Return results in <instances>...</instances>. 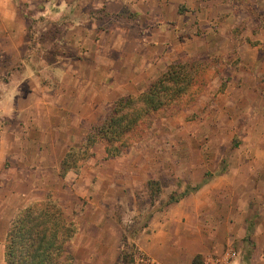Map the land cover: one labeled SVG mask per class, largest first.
<instances>
[{"label": "crops", "instance_id": "obj_1", "mask_svg": "<svg viewBox=\"0 0 264 264\" xmlns=\"http://www.w3.org/2000/svg\"><path fill=\"white\" fill-rule=\"evenodd\" d=\"M16 1L0 0V61L11 59L10 66L0 67V217L11 221L9 209L22 210L52 193L78 228L72 243L77 264H114L125 248L116 208L135 201H64L61 195L85 196L104 174L106 189H113L115 175L125 169L112 166L123 158L107 160L100 147L80 175L63 178L64 158L117 100L146 92L184 57L222 54L229 66L219 78H231L223 91L225 106L247 110L249 117L239 125L255 126L264 119V19L255 16L264 15V0H49L37 13L59 28L53 63L45 54L34 60L39 45H32L30 34L39 28L34 22L39 17L36 12L28 16ZM25 2L38 8L34 0ZM239 29L244 31L237 36ZM230 52L236 55L231 61ZM260 129L250 138L258 143L236 154L234 169L218 183L212 180L191 198L158 210L133 240L137 247L157 264H202L236 244L233 264H264L263 224L250 226L253 216L264 217ZM141 156L133 169L149 172ZM208 192L214 195L211 201L204 200Z\"/></svg>", "mask_w": 264, "mask_h": 264}, {"label": "rangeland", "instance_id": "obj_2", "mask_svg": "<svg viewBox=\"0 0 264 264\" xmlns=\"http://www.w3.org/2000/svg\"><path fill=\"white\" fill-rule=\"evenodd\" d=\"M25 1L17 0L16 2H20L21 6L28 9V16L30 17L35 12L45 9L49 4V0H34V4L38 5V8L34 9L35 6L29 5ZM253 1L257 3V0ZM86 11L97 18L89 7L86 8ZM34 15L39 17L34 22H40V26L30 34L32 45L34 47L39 45L33 58L40 61V57L45 54L49 62L53 63L59 51L53 39L57 38L59 28L49 26L50 23H54L51 19L38 13ZM261 15L255 16L257 19L260 17L264 19V15ZM241 30L239 29L236 33L237 36L244 31V29ZM65 33L67 34V31ZM30 55H32V52ZM228 55L231 56L229 61L234 59V52H230ZM222 58V54L212 53L209 56L200 54L192 59L201 64L203 70L202 82L195 86L192 89L193 93L183 99L177 106L167 112L155 115L146 135L140 141H134L126 155L120 157L123 158L119 160L121 162L113 164V170L122 167L125 169L124 175H115L116 185L113 189H106L108 178L104 174L100 181L103 188L100 187L101 183L99 182V184L98 178H96L93 180V187L85 196L76 197L69 191L66 196L61 195L64 201H135L133 206L127 204V206L120 205L116 208L115 214L124 232L123 242L125 248L115 256L116 261L114 264H134V258L139 248L133 240H138L144 234L152 216L158 210L167 208L173 196L178 197L186 193L184 200L196 195L201 189L196 192H192L191 189L203 181L206 173L210 174L208 183L212 180L218 183L219 176L227 172L230 173L234 169L237 163L236 154L241 155L258 143L254 139L250 142V138L258 137V128H261L260 132L264 134V126H261L264 124V119L258 120L259 122L255 126L244 122L239 125L238 121L246 116L249 117V114H246L247 110L238 108V105L235 109L232 104L230 107H226L229 103L224 100L223 91L226 90L231 78L227 76H224L221 80L219 78L223 75L224 70H228L225 69L226 65L229 66V64H224ZM180 59L188 60L186 57ZM1 61L0 67L1 65L4 67L11 65V59L8 56ZM37 64L39 65V63ZM246 146H249V148H246ZM100 147L105 149V144L99 143L95 149H101ZM130 152L132 156H128ZM140 155L143 159V162L140 159L142 166L147 167L149 172L142 169H133V166L138 165ZM238 157L237 159H239ZM88 163L89 161L83 164L81 172ZM244 165L247 166L245 163ZM119 171L121 172V170ZM151 181L156 184L149 187L148 184ZM233 192L232 189L229 194L232 199L235 197ZM250 192L245 188L243 190V194L250 195ZM48 195L55 200L52 193ZM212 195L208 192L204 196V200L211 201ZM258 209H261V207ZM20 211L8 210L7 217H11V221L5 220V216V218L0 217V264H7L5 258L7 234L11 222ZM66 216L71 220L68 214ZM257 219L258 216H253L250 226L255 229L256 225L263 224L262 229H264V217L260 221ZM259 245L264 246V234H262V238H259ZM233 247L238 252L237 245L234 244ZM256 254L257 258L258 253ZM73 255L75 256L74 253Z\"/></svg>", "mask_w": 264, "mask_h": 264}, {"label": "trees", "instance_id": "obj_3", "mask_svg": "<svg viewBox=\"0 0 264 264\" xmlns=\"http://www.w3.org/2000/svg\"><path fill=\"white\" fill-rule=\"evenodd\" d=\"M201 64L192 59L176 60L139 95L125 96L115 102L111 113L93 125L83 142L68 152L61 165V177L70 172L80 175L84 163L95 157L94 149L105 144L106 159L126 155L134 141L141 140L153 117L177 106L202 82ZM210 174L192 192L208 183ZM156 183L151 181L148 186ZM187 194L173 196L168 206ZM78 233L76 224L50 195L41 203L22 209L11 222L6 246L7 264H76L72 243Z\"/></svg>", "mask_w": 264, "mask_h": 264}, {"label": "built area", "instance_id": "obj_4", "mask_svg": "<svg viewBox=\"0 0 264 264\" xmlns=\"http://www.w3.org/2000/svg\"><path fill=\"white\" fill-rule=\"evenodd\" d=\"M237 258L238 252L231 246L220 256L207 257L202 264H233ZM134 264H157V262L146 252L139 249L134 258Z\"/></svg>", "mask_w": 264, "mask_h": 264}]
</instances>
